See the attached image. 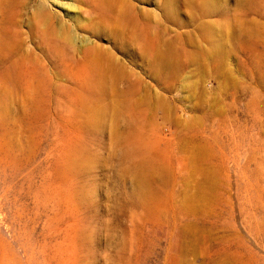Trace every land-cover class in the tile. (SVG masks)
<instances>
[{
	"label": "rangeland",
	"instance_id": "374dc122",
	"mask_svg": "<svg viewBox=\"0 0 264 264\" xmlns=\"http://www.w3.org/2000/svg\"><path fill=\"white\" fill-rule=\"evenodd\" d=\"M0 264H264V0H0Z\"/></svg>",
	"mask_w": 264,
	"mask_h": 264
},
{
	"label": "bare ground",
	"instance_id": "6f19581e",
	"mask_svg": "<svg viewBox=\"0 0 264 264\" xmlns=\"http://www.w3.org/2000/svg\"><path fill=\"white\" fill-rule=\"evenodd\" d=\"M144 168V167H143ZM147 169V168H146ZM145 169V170H146ZM144 170V171H145ZM144 171L142 170V171H139L138 173H137V176H139L138 177V179H144L145 180V174H144ZM145 173H146V171H145ZM147 174V173H146Z\"/></svg>",
	"mask_w": 264,
	"mask_h": 264
}]
</instances>
